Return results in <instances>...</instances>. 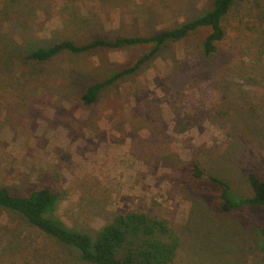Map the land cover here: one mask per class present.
<instances>
[{"label": "rangeland", "instance_id": "rangeland-1", "mask_svg": "<svg viewBox=\"0 0 264 264\" xmlns=\"http://www.w3.org/2000/svg\"><path fill=\"white\" fill-rule=\"evenodd\" d=\"M213 0H0V184L15 195L46 187L65 198L53 217L94 235L139 209L166 222L173 264H264V208L224 214L219 189L195 162L251 195L264 180V0H235L225 38L203 55L209 29L170 41L135 73L82 94L151 47L61 53L32 48L150 36L193 20ZM0 264H84L16 213L0 208Z\"/></svg>", "mask_w": 264, "mask_h": 264}, {"label": "trees", "instance_id": "trees-1", "mask_svg": "<svg viewBox=\"0 0 264 264\" xmlns=\"http://www.w3.org/2000/svg\"><path fill=\"white\" fill-rule=\"evenodd\" d=\"M234 3L235 0H213L212 8L207 13L178 27L150 36H121L113 40L101 38L87 43L63 40L51 46L32 48L25 59L33 63H45L64 52L81 54L97 48L127 49L141 45L151 47L132 66L120 69L105 81L88 87L82 94L81 101L89 107L96 102L103 89L122 77L135 73L168 42L183 40L199 29H209L202 50L206 58L213 56L217 44L225 38L223 22ZM190 168L194 178L205 179L219 189L220 212L228 214L243 209L264 208V180L256 174L247 175L251 195L237 198L228 183L206 174L197 163L192 162ZM64 195L62 190L54 192L46 187L35 189L26 195H15L8 187L0 184V208L18 214L29 226L51 240L76 250L79 260L84 264H173L178 245L165 221L150 216L145 211L130 209L116 215L110 223L91 236L68 230L53 217L65 198ZM262 234L264 235V230Z\"/></svg>", "mask_w": 264, "mask_h": 264}]
</instances>
